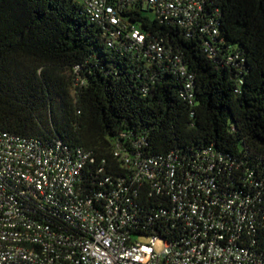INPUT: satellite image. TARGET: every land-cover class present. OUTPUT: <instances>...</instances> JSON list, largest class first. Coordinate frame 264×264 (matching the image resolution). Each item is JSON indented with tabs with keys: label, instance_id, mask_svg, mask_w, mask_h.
Masks as SVG:
<instances>
[{
	"label": "trees",
	"instance_id": "1",
	"mask_svg": "<svg viewBox=\"0 0 264 264\" xmlns=\"http://www.w3.org/2000/svg\"><path fill=\"white\" fill-rule=\"evenodd\" d=\"M163 1L106 0L117 21L98 23L85 0H0V134L92 160L68 204L25 205L84 237L66 209L89 201L102 211L117 193L131 241L180 245L217 234L188 219L196 202L225 243L264 264V0H201L188 29L161 19ZM148 159L153 179L138 180ZM167 164L185 189L167 185ZM229 201L242 224L235 213L217 217Z\"/></svg>",
	"mask_w": 264,
	"mask_h": 264
},
{
	"label": "built area",
	"instance_id": "2",
	"mask_svg": "<svg viewBox=\"0 0 264 264\" xmlns=\"http://www.w3.org/2000/svg\"><path fill=\"white\" fill-rule=\"evenodd\" d=\"M84 11L98 23L117 21L106 0H85ZM201 11V0H165L159 5L158 15L163 21L188 29ZM131 36L137 44L143 43L138 30L133 29ZM149 49L162 56L159 44ZM87 160L92 162L89 153L81 149L69 158L18 136L0 134V264H253L247 251L233 247L231 240L224 242L219 232L223 227L214 220L205 221L196 202L189 207L188 219L203 223L205 233L217 230V234L202 239L195 236L180 245L159 243L156 238L131 241L127 227L132 218L125 196L117 193H112L102 211L94 209L89 201L66 209L75 230L84 237L65 235L26 207L25 202L31 198L43 201L44 206L54 205L58 198L68 204L76 195L77 179ZM151 166H155L151 159L140 164V174L135 177L140 180L143 174L152 180ZM163 175L171 188H186L177 183L170 164ZM173 200L179 201L176 196ZM38 208L46 211L42 206ZM178 210L179 216H184L182 205ZM227 213H235L239 224L245 220L230 201L219 207L217 217Z\"/></svg>",
	"mask_w": 264,
	"mask_h": 264
},
{
	"label": "rangeland",
	"instance_id": "3",
	"mask_svg": "<svg viewBox=\"0 0 264 264\" xmlns=\"http://www.w3.org/2000/svg\"><path fill=\"white\" fill-rule=\"evenodd\" d=\"M157 249L160 250V246H158Z\"/></svg>",
	"mask_w": 264,
	"mask_h": 264
}]
</instances>
